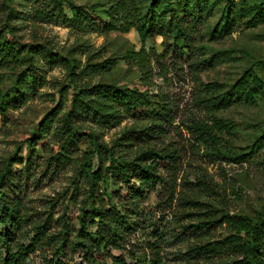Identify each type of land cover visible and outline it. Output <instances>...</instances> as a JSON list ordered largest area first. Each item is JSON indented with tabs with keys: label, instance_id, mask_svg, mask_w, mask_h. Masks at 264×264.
<instances>
[{
	"label": "rangeland",
	"instance_id": "374dc122",
	"mask_svg": "<svg viewBox=\"0 0 264 264\" xmlns=\"http://www.w3.org/2000/svg\"><path fill=\"white\" fill-rule=\"evenodd\" d=\"M51 1L0 0V39L11 41L18 50L24 45H40L46 52L75 58L82 65L91 61L94 53H100L96 61L116 59L117 64L110 71L95 77L94 83L138 87L151 93L165 92L174 108L175 118L162 123L163 133L151 139L149 145L164 151L177 149L175 168H169L168 162L160 158V172L165 179L171 180L176 190L171 196V191L166 189L170 186L162 183L142 203V218L150 227L139 239L141 242L147 238L154 239L151 234L153 228L161 231L165 264H221L229 260L218 257L190 258V251L197 244L208 239L225 238L229 233L225 223L220 226L213 222L208 234L191 233L188 238H183L186 237L183 226L193 225L190 227L193 229L194 224H210L226 214L257 217L262 212L264 147L257 149L252 157L248 158L246 153H250L254 144L264 136V95L256 104L245 103L234 96L227 107L212 113L197 100L206 95L204 86L210 82H218L223 91L231 92L232 85L249 68L264 79V23L256 27L248 26L258 7L264 5V0H235L236 25L230 34L221 37L213 35V32L221 30L225 23L228 0H126L144 11L151 4L158 3L160 11H164L168 18L181 20L184 28L195 29L196 53L189 60L180 61L177 73L158 76L159 70L155 65L156 74L150 84L141 80L137 64L124 58L130 50H138L142 46L135 29L128 33H101L88 25L87 28L74 29L60 21L50 23L37 17L36 11L48 10ZM55 1L61 3L69 17L75 13L74 7H81L93 14L99 23L98 17L114 0ZM169 1L177 7V16L169 11ZM165 42L164 37L158 36L150 39L147 46H153L160 52ZM20 57L26 59L27 54L20 52ZM38 57L43 62V57ZM43 64L42 74L45 77L41 79V86L34 96L6 110H2L5 102L16 89V83L27 65L0 66V179L7 164L13 163L12 171L19 173L33 153L35 174L24 178L22 189L13 194L17 198L22 197L23 210L32 222L41 223L51 216L48 234L55 237L54 243L41 245L29 256V264H43L46 258L52 257L56 247L63 245L61 241L67 229L63 222L73 221L77 224L79 211L77 197L67 202L68 196L76 189V169L67 167L55 171L47 168V157L52 154L51 150L58 149L52 136L39 140L34 146L28 142L40 121L58 104L61 98L59 89L68 73L65 63L44 61ZM69 99L70 95L64 101L66 107ZM195 121L214 126L215 140L197 138V132L191 129ZM217 121L229 126V131L219 132L215 128ZM137 123L129 117L119 125L108 126L101 133L102 140L112 145ZM138 144L141 145L140 142ZM145 147L133 145L124 149L137 153V150L139 152ZM79 191L82 193L81 189ZM76 194L78 196V190ZM190 229H187L188 233ZM29 230L30 227L26 229ZM61 251L63 255L60 258L64 262L85 264L83 252L74 251L68 245L62 246ZM113 253L117 254L116 251ZM102 259L110 261L109 257ZM127 260L131 262L130 258Z\"/></svg>",
	"mask_w": 264,
	"mask_h": 264
},
{
	"label": "trees",
	"instance_id": "16d2710c",
	"mask_svg": "<svg viewBox=\"0 0 264 264\" xmlns=\"http://www.w3.org/2000/svg\"><path fill=\"white\" fill-rule=\"evenodd\" d=\"M228 1L225 23L221 30L213 32L217 37L230 34L237 22L236 1ZM169 2V11L177 16V7ZM74 9V15L69 17L61 3L52 0L48 10L40 9L36 11V16L50 23L60 21L74 29L87 28L88 25L101 33H128L135 29L142 46L138 50H130L124 58L137 64L140 78L147 84L152 81L155 70H159L158 76L177 73L180 61H187L196 53L195 29L184 28L181 20L168 18L164 11H160L158 3L151 4L144 11L126 0H114L98 17L99 23L88 10L81 7ZM263 23L264 5H260L248 26L256 27ZM158 36L166 39L160 52L153 46H147L150 39ZM20 52L27 54V58L22 59ZM39 55L43 57V62L65 63L68 73L59 89L61 98L58 104L40 121L28 142L34 146L51 135L58 149L51 150L52 154L47 157V168L60 171L74 167V184L79 192L77 196L74 189L67 199L70 203L77 197V224L73 221L63 222L67 228L61 241L63 245L56 247L50 259L45 257L43 264H69L60 258L63 255L62 246L65 245L83 252L85 264H165L162 255L163 233L153 228L151 234L154 239L147 238L144 243L139 236L146 234L150 227L142 218V203L149 194L162 183L170 186L166 189L171 191V196L176 190L171 180L161 174L160 158L168 162L169 168H175L177 149L164 151L149 145L151 139L163 133L162 123L175 118L170 98L165 92L151 93L138 87L94 83L95 77L110 71L117 64L116 59L96 61L100 53H94L92 60L82 65L75 58L46 52L40 45H24L18 50L11 41L0 39V66L27 65L2 110L27 102L41 86V79L45 76ZM204 89L206 95L197 102L212 113L227 107L234 96L245 103L256 104L264 95V79L249 68L232 85L231 92L223 91L218 82H210ZM69 95L66 107L64 101ZM129 117L138 122L135 127L127 129L112 145L102 140L103 129L119 125ZM194 124L191 129L197 132V138L215 140L214 126H208L203 121H195ZM215 128L226 133L230 127L217 121ZM133 145L146 147L139 152L137 150V153L124 149ZM263 147L264 136L254 144L250 153H246L248 158ZM34 161L31 153L19 173L12 171L13 163L7 164L0 179V264H29V256L41 245L55 242L54 235L48 234L51 216L41 223L32 222L23 210L22 197L17 198L13 194L22 189L24 178L35 174ZM213 222L220 226L225 223L229 233L221 240L208 239L197 244L191 249L190 258L229 259L221 264H264V207L257 217L226 214L210 224H194L193 229H190L193 225H184L186 237L183 238H188L191 233L208 234ZM28 227L30 230L26 231ZM187 229H190V233ZM115 251L117 254L113 253ZM107 257L110 261H103L102 258Z\"/></svg>",
	"mask_w": 264,
	"mask_h": 264
}]
</instances>
